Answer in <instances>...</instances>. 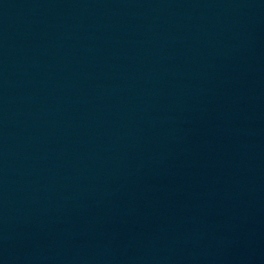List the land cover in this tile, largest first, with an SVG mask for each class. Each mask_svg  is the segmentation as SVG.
Segmentation results:
<instances>
[{"label":"water","instance_id":"water-1","mask_svg":"<svg viewBox=\"0 0 264 264\" xmlns=\"http://www.w3.org/2000/svg\"><path fill=\"white\" fill-rule=\"evenodd\" d=\"M0 264H161L78 0H0Z\"/></svg>","mask_w":264,"mask_h":264}]
</instances>
